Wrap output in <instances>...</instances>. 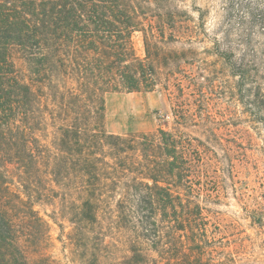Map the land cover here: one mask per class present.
Here are the masks:
<instances>
[{"label": "trees", "instance_id": "trees-1", "mask_svg": "<svg viewBox=\"0 0 264 264\" xmlns=\"http://www.w3.org/2000/svg\"><path fill=\"white\" fill-rule=\"evenodd\" d=\"M177 10L173 0H0V264H31L37 243L23 226H44L34 206L40 188L53 190L48 182L73 186L86 221L119 195L115 208L156 264H235L213 255L202 209L190 200L192 139L162 129L119 136L103 126L106 94L153 92L157 65L177 59L160 46L177 41ZM248 15L241 29L264 31V13ZM16 53L37 91L19 78ZM174 113L180 126L191 119ZM49 124L55 135L45 145L38 133ZM137 258L146 259L134 249Z\"/></svg>", "mask_w": 264, "mask_h": 264}, {"label": "rangeland", "instance_id": "rangeland-1", "mask_svg": "<svg viewBox=\"0 0 264 264\" xmlns=\"http://www.w3.org/2000/svg\"><path fill=\"white\" fill-rule=\"evenodd\" d=\"M173 3L178 38L160 46L177 59L157 65L160 81L153 92L106 94L104 129L119 136H155L160 129L189 136L198 155L189 197L202 209L213 255L264 264V31L241 29L248 11L264 13V0ZM133 43L143 58L141 34ZM14 63L19 78L37 91L20 54ZM176 109L191 119L180 126ZM54 135L51 124L38 133L45 145ZM48 187L53 190L40 188L42 196L35 195L34 211L44 226H23L37 243L29 249L31 264L159 262L115 208L119 195L99 207L96 220L86 221L73 186ZM134 249L146 259H132Z\"/></svg>", "mask_w": 264, "mask_h": 264}]
</instances>
